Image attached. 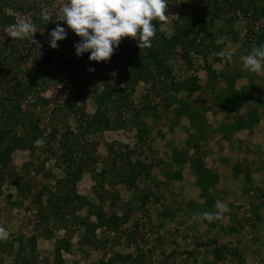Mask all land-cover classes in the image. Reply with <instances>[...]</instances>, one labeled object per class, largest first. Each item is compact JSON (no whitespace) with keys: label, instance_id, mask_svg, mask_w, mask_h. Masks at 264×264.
<instances>
[{"label":"rangeland","instance_id":"1","mask_svg":"<svg viewBox=\"0 0 264 264\" xmlns=\"http://www.w3.org/2000/svg\"><path fill=\"white\" fill-rule=\"evenodd\" d=\"M177 1L178 4L197 6L203 0ZM19 2L20 5L30 6V11L8 10V13L15 17V21L9 27L0 26V44L14 45L18 57L23 58L27 53L24 40H30V37H12L11 33L14 31L12 25L23 20L36 19L38 32L33 34V39L39 42V48L42 50L50 48L48 33L53 29L51 26L53 20L59 22L65 29L67 26L63 21H57L60 19V9L65 0H19ZM260 5L264 6L262 3ZM167 6L168 20L162 22L161 28L169 36L173 32L172 21L176 17L177 7L168 4ZM44 10L52 13L49 20L41 19ZM248 23V20L243 18L229 20L227 17H222L220 20H215L209 27L211 35L215 38V52L207 54L206 59L193 55L191 69H188L180 59L174 58L171 65L177 81H182L191 75L196 77L197 81L204 83L205 63L213 62L217 73H220V68L224 65L223 60L233 63L227 70L230 76L238 69H242L241 57L254 47L246 36ZM259 23L264 25V16ZM71 37L74 42L79 40L73 32ZM10 50H6L5 53ZM227 55L232 58L226 59ZM214 58L222 61L214 62ZM93 69L94 74L90 78V88H93L90 89L91 93L101 85L102 79L114 72L111 58L106 62L103 61V66L98 70ZM242 72L245 77L236 82L238 87L257 78L258 75L247 70ZM52 81L55 82L57 79L52 78ZM67 83L66 81L65 85L59 83V86L51 85L47 88L43 96L50 100L49 105L34 112L39 118V127L44 135H48L52 127H55L58 133L67 127L76 130L75 116L70 111H63L62 107L55 106L62 103L59 101L67 93ZM208 91L209 88L200 95L206 101L210 98ZM147 93L152 95L150 101L143 99V95ZM58 94H61L60 98L57 97ZM3 95V90L0 89V99ZM91 95L84 100L85 111L90 114L95 111V102ZM154 95L149 85L142 82L136 85L131 95L132 103L140 113V119L147 130L146 143L136 141L135 127L129 121L121 130L96 132L85 137L87 148L96 157V162L90 171L83 172L77 184V192L93 206L101 207L107 215L114 213L117 217L124 215L127 221L118 224L113 231L99 230L96 233L97 240L105 239L107 243L104 247L98 248L81 245L83 230L77 226L68 227L67 230L54 229L52 238L38 234V259L42 264L51 262L54 240L61 237L69 238L72 244L70 254H63L65 264H97L101 259L115 257L118 258L117 264H131L124 262L126 255L140 260L138 264L264 263V129H259L255 133L254 142L244 146L247 149L246 152L244 151L246 159L243 167L234 164L230 174L220 175L222 181H219L212 193L217 213L210 218L205 217L204 213L211 214V212L203 206V200L199 198V190L192 180L194 178L192 170L191 173L188 164L179 168L172 162L173 147H177L182 153L187 151L185 141L190 131V122L184 118L178 126L170 129L172 115L163 107V99L167 93L161 92L159 98ZM177 95L184 97L185 93L181 92ZM197 95L195 93L188 100L195 104ZM58 110L62 111L58 112ZM207 115L209 125L212 127L217 126L224 119V116L218 113H207ZM215 136H211L210 142ZM93 143L96 144L95 148H92ZM51 145L54 149L57 148L56 138L51 141ZM109 145L122 149H135L134 157L153 165L148 176L140 177L135 187L131 189L116 184L109 175L101 178L98 173L108 163ZM145 145L149 146L145 147ZM252 150L253 152L249 153ZM204 151L209 155L212 154L209 150ZM248 157H251V160H247ZM7 169L16 175L17 181L23 188V192L20 193L9 181H6L0 193V227L6 230V235L0 238L9 237L13 241L14 252L16 249L14 240L19 235L27 237L35 233L37 193L43 187L53 190L54 183L63 176V172L55 161L52 158L47 159L46 153L41 150L36 151L32 156L28 151L16 150ZM179 171L183 172L182 181L167 179L168 176H173ZM245 177L248 178L247 181ZM145 194L149 196L147 202H143L142 199ZM42 198L44 201L45 197ZM218 201L225 206L223 209L218 207ZM78 215L85 216L86 209ZM90 219L94 221L93 217ZM208 240H214L217 245L225 247L223 260L221 258L220 261H215L212 258V247L208 245ZM12 259L13 255L0 250V264H11Z\"/></svg>","mask_w":264,"mask_h":264},{"label":"trees","instance_id":"2","mask_svg":"<svg viewBox=\"0 0 264 264\" xmlns=\"http://www.w3.org/2000/svg\"><path fill=\"white\" fill-rule=\"evenodd\" d=\"M261 3L264 4V0H203L197 6H192L178 4L177 0H167L169 6L177 7L176 17L172 21L173 32L167 36L161 28L162 22L153 21L156 33L152 38L151 47L139 49L134 39L122 38L110 57L114 68L113 74L102 79L101 85L95 88L94 93L90 92V89H93L90 88V78L94 71H89V68L98 70L103 66V61H89L87 52L77 57L73 47L77 41L74 42L71 37L70 29H66V38L58 41V47L55 49L42 50L31 44L30 40H24L27 50L24 60L18 57L14 45L0 44V89L4 93L0 99V193L6 181H9L18 192H23L16 175L7 171L12 154L16 150L28 151L30 156L41 150L46 153L47 159L52 158L63 172V176L54 183L53 190L43 187L36 195L35 233L27 237L19 235L14 240L16 242L14 252L13 241L9 237L0 238V250L13 255L11 264H42L38 259V234L52 238L54 229L67 230L68 227L77 226L83 230L81 245L98 248L104 247L107 243L105 239L97 240L96 233L99 230L113 231L118 224L127 221L124 215L121 217H117L115 213L107 215L101 207L90 204L77 192V184L83 172L90 171L96 162V157L85 143L86 136L96 132L121 130L129 121L135 127L136 141L147 142V130L131 100V95L140 82L149 85L151 93L158 98L161 92L164 94L166 91L163 107L172 115L170 129L177 126L183 117L188 118L192 132L188 133L186 146L193 148L194 155L190 157L186 151L182 153L173 147L172 162L177 166L188 163L194 173L195 186L199 190L203 206L210 209L211 215L215 216L217 209L212 193L219 177L205 167L202 156L198 153L199 141L204 139L206 134L205 110L194 108L186 98L197 92L200 85L196 77L191 75L177 81L171 61L178 58L191 69L193 55L206 59L207 54H213L216 50L215 38L211 35L209 27L222 17L229 20L239 18L248 20L246 36L249 42L253 46L264 43V25L259 23L264 16V6L260 5ZM8 10L30 11V6L20 5L19 0H0L2 27H9L15 21V17L9 14ZM33 22L38 21L34 19ZM56 24L60 23L53 20L52 28ZM9 49L11 50L5 53ZM204 70L210 84L213 85L218 77L224 81V87L217 93L216 105L226 113H232L251 98L253 87L251 81L239 89L235 88L236 80L246 69H238L232 76L224 72L217 75L211 65L205 63ZM52 78H56L57 81H52ZM66 81L67 93L59 101L62 103L55 106L62 107L63 111H70L75 116L76 130L67 127L58 133L55 127H52L50 133L44 135L39 127V118L35 115L36 109H43L49 105L50 100L43 96L47 88L51 85L59 86V83L65 85ZM181 92H184L186 97L177 95ZM90 95L95 102V111L92 114L85 111L84 105L85 98ZM60 96L61 94H58L57 97ZM151 98L152 95L149 93L143 95L145 101H150ZM256 122L254 114H249L246 119L234 116L232 129H250ZM55 138L56 149L51 145ZM37 140L41 143H35ZM93 147H96L95 143ZM107 151L108 163L98 175L101 178L109 175L116 184L128 189L134 188L140 177H147L153 167L152 163H145L134 157L135 149L109 145ZM167 179L181 180V174L175 172ZM245 179L248 180L247 177ZM42 197H45L44 201ZM142 199L143 202H147L149 196L145 194ZM85 209L86 215L80 217L78 214ZM91 217L94 221L90 219ZM207 243L212 247V258L220 261L226 253L225 247L217 245L214 240H208ZM71 247L69 238H56L49 264H65L63 254H70ZM117 259L116 257L101 259L97 264H117ZM124 262L138 264L140 260L126 255Z\"/></svg>","mask_w":264,"mask_h":264},{"label":"clouds","instance_id":"3","mask_svg":"<svg viewBox=\"0 0 264 264\" xmlns=\"http://www.w3.org/2000/svg\"><path fill=\"white\" fill-rule=\"evenodd\" d=\"M167 0H65L60 9V19L79 40L73 45L77 57L89 53V61H107L119 45L122 38H132L137 47L149 48L156 33L153 21L167 22ZM52 13L44 10L42 20H49ZM12 37H30L31 44L40 47L33 39L38 32V25L30 19L12 25ZM48 46L58 47V41H63L67 32L64 26H56L48 33ZM226 59H231L227 56ZM242 67L250 73H264V43L254 46L241 57ZM89 71L94 69L89 68ZM35 143H41L40 140ZM218 207L225 206L219 201ZM211 217L210 213H204ZM6 235V230L0 227V236Z\"/></svg>","mask_w":264,"mask_h":264},{"label":"crops","instance_id":"4","mask_svg":"<svg viewBox=\"0 0 264 264\" xmlns=\"http://www.w3.org/2000/svg\"><path fill=\"white\" fill-rule=\"evenodd\" d=\"M219 61H222V60H219V59L214 60V62H219ZM223 62H224V65L220 68V70L223 71L226 75H228L227 70H229V67L230 68L232 67L233 63H228L225 60H223ZM229 64H230V66H229ZM210 65H211L212 69L215 70V73L218 75L219 73H217V71H216L217 69H216L215 65L213 64V62ZM258 75H257V78L250 80L251 83L253 84V87L251 90V98L249 100H247L246 102H244L240 108L234 109L232 113H226L222 108H220L216 105L217 93H218L220 88L224 87V81L221 79V77H218L216 79V81L213 82V85H212V83L210 84L208 82L207 75H206V79H205L204 83L197 81V83L200 85V89L191 95V96H193L195 93L198 94L196 97L195 104L191 103L188 100V98L191 96H189V97H186V95L184 96L187 98V100L191 103V105L194 108L201 110V111L205 110L204 115L206 118V125H207L206 126V134H205L204 139L199 141V152L198 153L201 154L205 167L207 169H209L210 171H212L213 173H216L219 177V181H222V178L220 175H222L223 173L230 174L232 172L234 164L236 166L241 165V167H243V162L246 159V158H244L245 157L244 154L246 152L245 149H247L244 146L249 145L251 142H254V138H256L255 133L258 132L259 129H264V78H263L264 75H262L261 73H259ZM244 77H245V75L243 74L241 77H239L236 80V82L239 79L244 78ZM250 81H248V83ZM248 83H246V84H248ZM208 88H209L208 95L210 98L208 101H206L200 95L202 93H204L205 90H207ZM235 88L239 89L237 84H236ZM207 113L222 114L224 116V119L221 120L217 124V126L212 127L209 125V117H208ZM249 114H254L255 117L257 118V122L250 129H246V128H241V129H237V130L232 129L234 116H241L242 118L246 119ZM184 118L185 117H183L182 119H184ZM185 119H188V118H185ZM189 127H190V125H189ZM190 132H192L191 129H190L189 133ZM212 135H216V136L210 142V138ZM188 136H187V139H188ZM185 146H186V141H185ZM186 147H187V149H186L187 155L190 157L193 156L194 155L193 148L188 147V146H186ZM203 149L211 151L212 154L209 155L207 153V151H204ZM251 152H253V150L250 151L249 153H251ZM247 160H251V157H248ZM187 164L188 163H186L182 166H185ZM251 164H253V162ZM251 164H250V166H251ZM182 166H178V167L180 168ZM187 166L189 167V165H187ZM235 169H237V168H235ZM190 170H192V169L189 167V171ZM237 171H238V169H237ZM179 172L181 174V180L180 181H182L183 172L182 171H179ZM193 176H194V173H193ZM192 180L195 184V176ZM177 181H179V180H177ZM219 181H218V184H219ZM217 185H216V187H217ZM216 187H215V189H216Z\"/></svg>","mask_w":264,"mask_h":264}]
</instances>
